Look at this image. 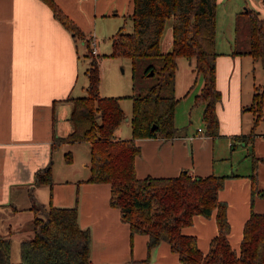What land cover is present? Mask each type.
<instances>
[{
	"label": "trees",
	"instance_id": "trees-1",
	"mask_svg": "<svg viewBox=\"0 0 264 264\" xmlns=\"http://www.w3.org/2000/svg\"><path fill=\"white\" fill-rule=\"evenodd\" d=\"M42 1L76 40L79 38L78 41L88 44L85 34L54 0ZM242 12L248 18L249 46L245 51L234 49L233 53H245L264 60V15L250 8H244ZM129 17L132 29L119 28L111 35L110 55L129 58L133 68L138 60H146L144 74L149 75L152 70L157 76L154 84L131 96V136L120 138L116 135L125 114L119 96L99 93V62L87 48L85 55L90 60L84 71L88 79L86 94L66 98L71 103L67 118L71 130L64 136H54L51 148L59 141L88 143L89 176L85 180L109 184V204L119 208L122 219L129 223L131 234L147 235L148 252L165 241L178 254L181 264H264V212L250 211L238 250L229 242L227 205L218 192L225 178L234 174L203 176L182 169L173 176L138 177L134 166L135 157L140 154L136 139H169L179 135L174 126L178 57L192 60L195 73L202 77L194 100L202 104L206 135H218L215 104L221 94L215 84L218 54L215 49L216 0H133ZM168 21L171 48L162 51L160 40ZM254 89L250 108L258 110L264 102V92H258L257 86ZM196 131L201 133L202 130ZM247 137L252 139L253 131ZM254 164L255 161L253 167ZM250 178L253 198L255 193L261 192L253 170ZM34 182L36 185L52 184L51 162L36 170ZM28 208L33 212L30 220L14 230L8 226L6 233L0 230V264L90 263V231L79 225L76 204L58 206L50 201L41 203L33 199ZM214 210L217 233L204 253L198 247L195 235L183 232L182 228L192 223L194 215L209 216ZM16 231L28 232L29 236L20 240L19 260L13 262L10 260L9 236Z\"/></svg>",
	"mask_w": 264,
	"mask_h": 264
},
{
	"label": "crops",
	"instance_id": "crops-1",
	"mask_svg": "<svg viewBox=\"0 0 264 264\" xmlns=\"http://www.w3.org/2000/svg\"><path fill=\"white\" fill-rule=\"evenodd\" d=\"M54 1L86 38L95 37L96 32L112 35L122 28L119 24L125 17L131 21L133 0ZM78 43L85 44L76 41L44 1L0 0V214L9 207L17 210L11 202L13 195L17 196L24 187L33 190L36 170L50 162L54 136H64L71 130L67 119L71 103L66 98L74 96L79 78ZM166 43L168 48L171 30ZM233 50L218 53L215 59V84L220 94L227 86L224 100L220 95L215 104L218 135L211 138V143L213 146L214 138L239 136L237 139L241 140L244 137L241 145L246 152L250 148L246 156L250 158L251 173L253 170L261 192L251 198L250 171L242 173L246 175L244 177L232 173L234 175L225 178L218 192L227 205L229 242L238 250L250 211L264 212V140L254 137V133L249 139V133L243 131L240 122L242 102L236 92L241 84L242 55L234 54ZM221 69H226L225 85ZM228 104L232 106V113L227 110ZM127 118L129 120L130 116ZM261 136L264 139V134ZM181 137L185 138L178 135L169 139H136L140 146V154L134 161L137 176H173L182 169H188L194 175L215 173L212 160L209 158L199 165L194 146L191 145L193 152L190 154L186 143L178 140ZM186 137L190 141L195 139L194 134ZM52 174L57 184L49 193V201L58 206L71 205L73 186L70 179H56L53 169ZM83 181V205L78 222L90 231L89 264H181L178 254L167 242L161 241L148 252L147 235L131 234L129 223L122 219L119 208L104 201V192L110 195L108 183ZM182 230L195 235L198 247L205 253L210 239L217 233L215 210L209 216L194 215L192 223Z\"/></svg>",
	"mask_w": 264,
	"mask_h": 264
},
{
	"label": "rangeland",
	"instance_id": "rangeland-1",
	"mask_svg": "<svg viewBox=\"0 0 264 264\" xmlns=\"http://www.w3.org/2000/svg\"><path fill=\"white\" fill-rule=\"evenodd\" d=\"M262 0H216V35L215 49L218 53H227L230 49L245 51L248 49L249 41V25L247 15L242 11L244 8H250L264 15V8L261 6ZM170 21L167 22L160 40V49L166 48V36L170 32ZM119 26L125 31H131L132 22L125 17L121 20ZM97 55L100 71L99 93L104 96H119V103L124 111L125 117L121 121L116 130V135L120 138H128L131 136V124L127 120L131 115L132 98L131 96L138 91L151 86L156 82V75L144 74L147 65L146 60H138L133 68L132 62L127 57H116L110 55V38L111 34L101 35L94 33ZM79 38L76 40L78 41ZM85 40V39H84ZM88 44L78 43L80 53V73L76 83L74 96L86 94V86L88 83L87 76L84 71L89 65V56H86ZM240 62L241 84L240 89L236 92L239 94L242 102L241 124L243 131L250 133L253 131L254 137L262 138L264 134V102L261 109H251L252 95L254 86H257L258 92H264V60L254 59L249 54H241ZM222 70V69H221ZM222 83H226V69L221 71ZM202 77L197 75L194 70L192 60L184 57L177 58V66L175 72L174 95L178 98L174 108V126L180 136V142H185L189 148L190 154H196V161L199 165H203L207 160H212L215 174L234 173L239 177L246 176L245 172L251 173L250 158L246 156V149L241 145V140L228 136L227 138H214L213 146L211 143L212 136L206 135V127L202 120V104L195 103L194 96L200 89ZM227 86V84H226ZM226 86L224 89H226ZM221 93V100H224L226 92ZM221 90V89H220ZM233 88V92H234ZM71 107V105H70ZM232 106L228 104L227 110L232 113ZM234 113V112H233ZM201 128V133L196 130ZM194 134L192 141L187 139V135ZM202 135L200 137L199 135ZM193 143V144H192ZM192 145V146H191ZM192 150V151H191ZM212 150V152H211ZM213 154V156H212ZM244 155L246 157H244ZM246 158V159H245ZM248 158V159H247ZM52 187L48 183L35 185L33 190L26 187L20 189L17 196L13 195L11 202L16 205V209L1 210L0 214V230L3 233L15 227L24 224L33 216V212L28 207L33 199H37L41 203L49 201V193H52L56 187L53 173H56V179H70L73 186V199L71 205L76 204L78 214L83 205V190L81 183L89 176V145L87 142H67L59 141L52 148L50 154ZM81 179L79 181H73ZM55 191V189H54ZM109 193L104 192V201H109ZM9 206V205H8ZM111 208V207H110ZM28 232H13L10 245V260L16 262L19 260V242L27 238Z\"/></svg>",
	"mask_w": 264,
	"mask_h": 264
},
{
	"label": "built area",
	"instance_id": "built-area-1",
	"mask_svg": "<svg viewBox=\"0 0 264 264\" xmlns=\"http://www.w3.org/2000/svg\"><path fill=\"white\" fill-rule=\"evenodd\" d=\"M261 6L264 8V0H262V4ZM88 44H89V47H90V50L91 52L94 54V55H97L98 51H97V46H96V40H95V37L94 36H89L88 37ZM198 130L200 131L201 129L198 128Z\"/></svg>",
	"mask_w": 264,
	"mask_h": 264
},
{
	"label": "water",
	"instance_id": "water-1",
	"mask_svg": "<svg viewBox=\"0 0 264 264\" xmlns=\"http://www.w3.org/2000/svg\"><path fill=\"white\" fill-rule=\"evenodd\" d=\"M153 74V71L151 70L150 72H149V75H152ZM152 128H154V126H152Z\"/></svg>",
	"mask_w": 264,
	"mask_h": 264
}]
</instances>
